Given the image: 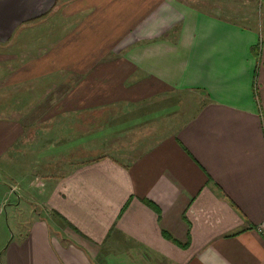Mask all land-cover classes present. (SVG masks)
I'll return each instance as SVG.
<instances>
[{
	"label": "crops",
	"instance_id": "obj_1",
	"mask_svg": "<svg viewBox=\"0 0 264 264\" xmlns=\"http://www.w3.org/2000/svg\"><path fill=\"white\" fill-rule=\"evenodd\" d=\"M203 5L0 0V264H264V47ZM144 104L150 147L82 163L66 110Z\"/></svg>",
	"mask_w": 264,
	"mask_h": 264
},
{
	"label": "rangeland",
	"instance_id": "obj_2",
	"mask_svg": "<svg viewBox=\"0 0 264 264\" xmlns=\"http://www.w3.org/2000/svg\"><path fill=\"white\" fill-rule=\"evenodd\" d=\"M203 1H205V5H203V8H207L206 10H208V12H210L211 14L217 15L228 20H232L242 26L255 28L256 33L259 37V48L262 49L264 47L263 0ZM8 47L9 46L2 45L0 53L6 54V51H8ZM20 49L24 50V47L20 46ZM258 51L260 52L259 49ZM35 52L36 50H33V54ZM7 91V89L4 91L6 104H8L7 101L9 98V94H7ZM186 95L187 93L184 92L173 93L172 97L167 98L164 100V102L160 103L166 104L164 106L167 107V109L169 108L168 105L171 104V107L174 110V106H176V100H180L181 98H184L185 100L186 98L184 96ZM123 107V105H116L112 109L98 111L96 117L91 118L88 114H81L79 117L78 113H76L75 118L72 119L73 115L71 114V111H65V126H63L65 135H72L71 130L73 128H79L81 137L83 138V141L80 145V160L82 161V163H86L87 161L91 160L89 156H92L95 158L112 157L117 161H120L121 163L127 164L134 160V158H136L146 148L150 147L152 143L155 142L158 137L163 133V130L158 131V125L162 122L163 118H160L159 115H157V117L154 116L156 112L153 111L154 109L152 108V105L144 104L140 108L122 110ZM181 107L184 108V105H181ZM2 112L5 115H8L10 110H2ZM165 112H168V110H165ZM184 114V118L187 117V113L184 112ZM109 115L113 116V120L112 122H110L109 125H107ZM164 119H166V116L164 117ZM73 120L77 122V124L79 125L78 127L77 125L75 127H73L72 125H68L71 124ZM125 120H128L126 122L130 121V125H126L124 123ZM177 122H180V120ZM95 128L97 129L96 132H103L102 135L98 137L97 142L89 137V133H91L92 130H94ZM164 130L169 131L170 126L167 125ZM66 155L72 157V155H76V153L75 151L69 152L68 150L66 151ZM34 210L35 209L33 205L24 204L22 205V210L18 213L22 218V221H25L26 214ZM11 211L12 209L8 208L7 214L9 216V219L11 217ZM31 214H33V212H31ZM3 223L5 224V226L7 225L5 216ZM11 223L12 222H10L9 220L11 230L12 232H14ZM259 225L256 226V231ZM258 234L264 237L263 231H261L260 233L258 232Z\"/></svg>",
	"mask_w": 264,
	"mask_h": 264
},
{
	"label": "built area",
	"instance_id": "obj_3",
	"mask_svg": "<svg viewBox=\"0 0 264 264\" xmlns=\"http://www.w3.org/2000/svg\"><path fill=\"white\" fill-rule=\"evenodd\" d=\"M257 231L260 233L261 231L264 232V221L257 227Z\"/></svg>",
	"mask_w": 264,
	"mask_h": 264
}]
</instances>
